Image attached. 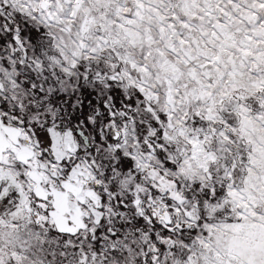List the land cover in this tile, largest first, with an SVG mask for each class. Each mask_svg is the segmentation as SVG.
<instances>
[{
  "label": "snow or ice",
  "instance_id": "snow-or-ice-1",
  "mask_svg": "<svg viewBox=\"0 0 264 264\" xmlns=\"http://www.w3.org/2000/svg\"><path fill=\"white\" fill-rule=\"evenodd\" d=\"M0 264H264V0H0Z\"/></svg>",
  "mask_w": 264,
  "mask_h": 264
}]
</instances>
